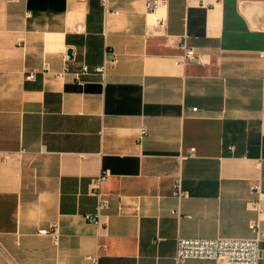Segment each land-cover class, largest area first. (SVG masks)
Instances as JSON below:
<instances>
[{
    "label": "crops",
    "instance_id": "1",
    "mask_svg": "<svg viewBox=\"0 0 264 264\" xmlns=\"http://www.w3.org/2000/svg\"><path fill=\"white\" fill-rule=\"evenodd\" d=\"M166 1L0 0V264H216L178 239L264 228V0Z\"/></svg>",
    "mask_w": 264,
    "mask_h": 264
},
{
    "label": "built area",
    "instance_id": "2",
    "mask_svg": "<svg viewBox=\"0 0 264 264\" xmlns=\"http://www.w3.org/2000/svg\"><path fill=\"white\" fill-rule=\"evenodd\" d=\"M106 6V0H102ZM166 0H146V7L149 12H155L160 7L166 5ZM158 23H160L158 21ZM183 54L178 58L177 64L187 65L194 61L200 66L206 65V57L197 52L195 48L183 44ZM118 60L115 58L111 63L117 64ZM45 68L44 71H46ZM107 70V63L96 68L95 73L102 76ZM86 74L89 72L88 67L83 68ZM38 72H29L25 79L27 81H34ZM198 108H193V112H197ZM145 130H143V134ZM195 150L192 149L191 152ZM264 162V156L259 160V164ZM260 166V165H259ZM109 173L94 178L91 184V191L98 197V210L94 216H88L90 222L101 224L102 212L108 208V200L103 194L102 187L109 178ZM175 197L182 199L188 196L181 184L177 181L174 185ZM251 190L254 194L261 196L262 188L260 184H253ZM250 228L253 236L249 238H217V239H201V238H179L177 241V255L179 262L187 260H211L216 264H262V248L261 244L264 241V228L260 222H252ZM41 234H47V230H42Z\"/></svg>",
    "mask_w": 264,
    "mask_h": 264
},
{
    "label": "water",
    "instance_id": "3",
    "mask_svg": "<svg viewBox=\"0 0 264 264\" xmlns=\"http://www.w3.org/2000/svg\"><path fill=\"white\" fill-rule=\"evenodd\" d=\"M69 55H72V52H71V50L69 51Z\"/></svg>",
    "mask_w": 264,
    "mask_h": 264
}]
</instances>
